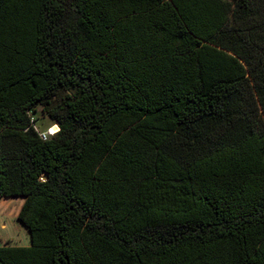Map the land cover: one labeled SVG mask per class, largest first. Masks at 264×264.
<instances>
[{"label": "trees", "instance_id": "16d2710c", "mask_svg": "<svg viewBox=\"0 0 264 264\" xmlns=\"http://www.w3.org/2000/svg\"><path fill=\"white\" fill-rule=\"evenodd\" d=\"M10 197L0 264H264V0H0Z\"/></svg>", "mask_w": 264, "mask_h": 264}, {"label": "rangeland", "instance_id": "374dc122", "mask_svg": "<svg viewBox=\"0 0 264 264\" xmlns=\"http://www.w3.org/2000/svg\"><path fill=\"white\" fill-rule=\"evenodd\" d=\"M63 94L59 95L57 102ZM35 126L39 131H45L51 123L42 116L41 108H36L33 115ZM55 126V125H53ZM22 204L21 198H0V247H27L29 246V235L24 226L17 220V214Z\"/></svg>", "mask_w": 264, "mask_h": 264}, {"label": "built area", "instance_id": "2783aa9c", "mask_svg": "<svg viewBox=\"0 0 264 264\" xmlns=\"http://www.w3.org/2000/svg\"><path fill=\"white\" fill-rule=\"evenodd\" d=\"M51 128H48L46 132H43L40 134L42 139H45L47 137V135H51Z\"/></svg>", "mask_w": 264, "mask_h": 264}, {"label": "bare ground", "instance_id": "6f19581e", "mask_svg": "<svg viewBox=\"0 0 264 264\" xmlns=\"http://www.w3.org/2000/svg\"><path fill=\"white\" fill-rule=\"evenodd\" d=\"M55 132H56V130H55V129H52V130H51V133H55Z\"/></svg>", "mask_w": 264, "mask_h": 264}]
</instances>
